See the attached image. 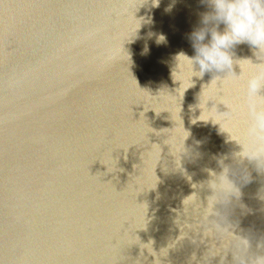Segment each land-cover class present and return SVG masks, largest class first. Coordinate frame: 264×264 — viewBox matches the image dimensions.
Returning a JSON list of instances; mask_svg holds the SVG:
<instances>
[{
	"label": "water",
	"instance_id": "95a60500",
	"mask_svg": "<svg viewBox=\"0 0 264 264\" xmlns=\"http://www.w3.org/2000/svg\"><path fill=\"white\" fill-rule=\"evenodd\" d=\"M208 11L201 0H0V264L264 256V160L236 157L247 80L198 77L179 56L195 55ZM232 51L264 62L248 43ZM221 163L232 195L213 191Z\"/></svg>",
	"mask_w": 264,
	"mask_h": 264
},
{
	"label": "clouds",
	"instance_id": "9594fccd",
	"mask_svg": "<svg viewBox=\"0 0 264 264\" xmlns=\"http://www.w3.org/2000/svg\"><path fill=\"white\" fill-rule=\"evenodd\" d=\"M201 2L206 4L210 11L202 16L203 26L191 33L190 39L195 55L188 57L181 53L179 56L183 55L191 62L192 71L200 73L198 77H203L206 72L227 74L231 72L237 78H246L249 122L243 138L237 137L235 140L241 147L236 157L258 163L264 160V95H260L261 89H264V62L256 64L250 59H240L248 61L256 69L254 74L248 75L238 63L240 60H234L232 49L236 45L248 43L257 50L255 54L264 52V0H201ZM155 3L158 5L159 0H155ZM220 25H224L223 30H220ZM234 63L241 69L239 75L232 70ZM197 65L198 71L194 70ZM227 74L215 75L211 82L219 83ZM221 164L222 171L218 175L212 172L215 177L212 181L213 191L219 189L232 195L235 185L230 178V169ZM255 264H264V256H258Z\"/></svg>",
	"mask_w": 264,
	"mask_h": 264
}]
</instances>
